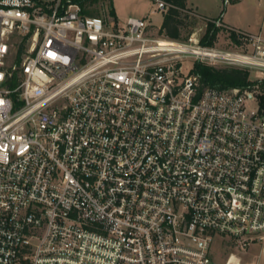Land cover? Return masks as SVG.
Wrapping results in <instances>:
<instances>
[{
	"label": "built area",
	"instance_id": "obj_1",
	"mask_svg": "<svg viewBox=\"0 0 264 264\" xmlns=\"http://www.w3.org/2000/svg\"><path fill=\"white\" fill-rule=\"evenodd\" d=\"M208 19L252 48L172 40L75 0H0V264H216L217 234L264 244L255 85L193 71L264 82V39Z\"/></svg>",
	"mask_w": 264,
	"mask_h": 264
},
{
	"label": "rangeland",
	"instance_id": "obj_2",
	"mask_svg": "<svg viewBox=\"0 0 264 264\" xmlns=\"http://www.w3.org/2000/svg\"><path fill=\"white\" fill-rule=\"evenodd\" d=\"M213 1L200 0L199 2L205 7L206 11L214 12V9L212 10ZM190 2H194L196 4L198 3V0H190ZM249 2L253 1L249 0L247 4H250ZM155 3V0H96L90 2L89 8L96 15L107 17L113 16L112 14H110V9L113 8L115 11V15L117 16H114V18H118L121 20H125L130 16L147 18L150 23V29L152 33L154 35H159V29L168 10L153 11L156 6ZM219 3L222 4V1L220 0ZM247 4H244L246 11L245 13L249 14L253 11V7ZM223 6L225 5L223 4ZM224 10L225 9L223 8L222 11ZM183 12L184 14L187 13L186 11ZM188 14H190L191 16L187 18V21L190 23L186 29H183L182 35L183 37H185V39H182L180 42L189 41L190 37L197 38L200 42H202V38L205 36L208 30L210 20L206 17L194 15L191 12H189ZM192 20H195L196 22L194 25L191 23ZM262 35L264 36V30L262 32ZM208 45L216 47L218 49L226 50H248L252 48L250 43H246L245 41H243L242 44H236L234 41H232L231 38L227 37L223 33L217 34L212 43ZM192 63L193 61L191 59L185 61V70H188L192 66ZM204 64L216 67L209 63ZM218 67L227 66L221 65ZM250 77L251 80H254L256 78V74L251 71ZM258 84L259 87L260 83ZM212 257L216 264H226L229 260L232 264H264V244L256 242L242 248L237 245V242L230 239L229 237L217 234L212 246Z\"/></svg>",
	"mask_w": 264,
	"mask_h": 264
},
{
	"label": "trees",
	"instance_id": "obj_3",
	"mask_svg": "<svg viewBox=\"0 0 264 264\" xmlns=\"http://www.w3.org/2000/svg\"><path fill=\"white\" fill-rule=\"evenodd\" d=\"M81 3L85 8V13L88 15H96L90 8V2L96 0H75ZM174 6L170 7L166 12L163 23L159 29V35L165 36L172 40L185 39L182 35L183 29L187 28L190 22L187 18L191 17V9L187 8V0H166ZM226 0H224L225 2ZM238 0H229V2H236ZM226 3V2H225ZM183 11L187 13L184 14ZM110 14L115 16L113 8L110 9ZM196 15L195 13H193ZM221 16H219L220 18ZM193 25L196 23L195 20L191 22ZM223 33L227 37L231 38L236 44H242L243 41L249 43L248 39H243L231 30L216 27L214 23L209 22L208 30L205 36L202 38L203 44H211L217 34ZM202 75V81L204 84L218 85L222 88H246L249 85L253 86V90L257 93L260 98L262 107H264V82L260 83L258 87L257 81L251 80V70L247 68L239 67H213L204 63H196L194 70ZM259 88V89H258ZM262 88V89H260Z\"/></svg>",
	"mask_w": 264,
	"mask_h": 264
},
{
	"label": "crops",
	"instance_id": "obj_4",
	"mask_svg": "<svg viewBox=\"0 0 264 264\" xmlns=\"http://www.w3.org/2000/svg\"><path fill=\"white\" fill-rule=\"evenodd\" d=\"M199 1L200 0L195 4L187 0V8L191 9V13L211 19H217L221 16L220 19L227 26L250 34L260 35L264 39L262 35L264 30V0H250L253 1L249 2L250 4H247L249 0H238L229 3H225L224 0H221L222 4L219 3L220 0H212V10L214 9V12L206 11L205 7ZM223 4L225 6H223ZM244 4L251 5L253 11L246 14ZM223 8L225 9L224 11H222Z\"/></svg>",
	"mask_w": 264,
	"mask_h": 264
},
{
	"label": "bare ground",
	"instance_id": "obj_5",
	"mask_svg": "<svg viewBox=\"0 0 264 264\" xmlns=\"http://www.w3.org/2000/svg\"><path fill=\"white\" fill-rule=\"evenodd\" d=\"M167 44V43H166ZM165 43H164V45H166Z\"/></svg>",
	"mask_w": 264,
	"mask_h": 264
}]
</instances>
